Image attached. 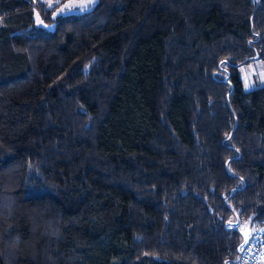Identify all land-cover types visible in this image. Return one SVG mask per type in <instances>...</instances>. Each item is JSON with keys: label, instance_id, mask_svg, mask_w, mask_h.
<instances>
[{"label": "trees", "instance_id": "trees-1", "mask_svg": "<svg viewBox=\"0 0 264 264\" xmlns=\"http://www.w3.org/2000/svg\"><path fill=\"white\" fill-rule=\"evenodd\" d=\"M256 56L264 0H0V264H237L264 221Z\"/></svg>", "mask_w": 264, "mask_h": 264}, {"label": "rangeland", "instance_id": "rangeland-1", "mask_svg": "<svg viewBox=\"0 0 264 264\" xmlns=\"http://www.w3.org/2000/svg\"><path fill=\"white\" fill-rule=\"evenodd\" d=\"M45 4L52 9V19L64 16H75L93 10L99 3V0H67L61 3L60 0H34ZM35 29L52 32L55 29V21L51 23L44 22L38 13L35 14ZM240 76L246 91H251L264 86V62L257 59L250 64L239 68ZM239 229L246 236H250L257 228L251 220L239 225Z\"/></svg>", "mask_w": 264, "mask_h": 264}, {"label": "built area", "instance_id": "built-area-1", "mask_svg": "<svg viewBox=\"0 0 264 264\" xmlns=\"http://www.w3.org/2000/svg\"><path fill=\"white\" fill-rule=\"evenodd\" d=\"M237 255V264H264V221L261 230L244 238Z\"/></svg>", "mask_w": 264, "mask_h": 264}, {"label": "water", "instance_id": "water-1", "mask_svg": "<svg viewBox=\"0 0 264 264\" xmlns=\"http://www.w3.org/2000/svg\"><path fill=\"white\" fill-rule=\"evenodd\" d=\"M257 59H259V57H258V56L254 57V60H257ZM236 262H237V261H236Z\"/></svg>", "mask_w": 264, "mask_h": 264}, {"label": "bare ground", "instance_id": "bare-ground-1", "mask_svg": "<svg viewBox=\"0 0 264 264\" xmlns=\"http://www.w3.org/2000/svg\"><path fill=\"white\" fill-rule=\"evenodd\" d=\"M237 262H238V258H237Z\"/></svg>", "mask_w": 264, "mask_h": 264}]
</instances>
